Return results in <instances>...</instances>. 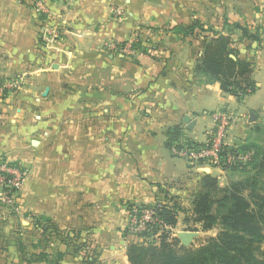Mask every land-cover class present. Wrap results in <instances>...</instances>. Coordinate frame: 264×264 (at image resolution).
Segmentation results:
<instances>
[{
    "label": "crops",
    "instance_id": "1",
    "mask_svg": "<svg viewBox=\"0 0 264 264\" xmlns=\"http://www.w3.org/2000/svg\"><path fill=\"white\" fill-rule=\"evenodd\" d=\"M39 2L44 16L31 0H0V156L25 170L20 210L0 207V264H83L89 249L97 264H128V205L171 200L174 230L200 231L184 222L200 177L220 187L230 178L177 156L165 131L204 146L222 112L230 146L258 143L264 43L233 37L257 88L238 102L194 74L198 32L169 31L197 21L222 32L224 20L264 28V0ZM47 28L58 34L50 45ZM130 40L155 50L127 61L109 49Z\"/></svg>",
    "mask_w": 264,
    "mask_h": 264
},
{
    "label": "trees",
    "instance_id": "2",
    "mask_svg": "<svg viewBox=\"0 0 264 264\" xmlns=\"http://www.w3.org/2000/svg\"><path fill=\"white\" fill-rule=\"evenodd\" d=\"M195 31L202 39V46L194 74L208 83H217L223 95L238 102L254 94L257 88L252 79V65L238 57L232 48L233 37L238 34L240 41L260 43L264 28L251 29L224 20L222 32H216L194 21L187 28L176 26L169 33L184 40ZM133 49L144 55L155 50H147L138 42L133 44ZM164 136L168 149L196 151L203 147L184 138L177 126L167 129ZM226 152L234 157L248 155V159L222 166V172L230 178L224 187L219 186L216 178L202 175L191 201L190 216L184 219L185 223L199 225L202 233L218 228L217 235L198 247H182L176 238H170L167 231L159 228L176 226L179 209L168 204L171 200L150 207L128 205L129 213L134 209L152 210L157 221L138 236L148 242L128 243V264H264V251L260 247L264 240V147L250 142L238 148L229 146ZM237 175L241 177L234 180ZM83 264L97 262L85 259Z\"/></svg>",
    "mask_w": 264,
    "mask_h": 264
},
{
    "label": "built area",
    "instance_id": "3",
    "mask_svg": "<svg viewBox=\"0 0 264 264\" xmlns=\"http://www.w3.org/2000/svg\"><path fill=\"white\" fill-rule=\"evenodd\" d=\"M33 10L40 16L46 15V11L39 0H31ZM58 34L52 28L44 31L42 41L44 45L53 44L57 40ZM134 40L126 42L123 46L109 45V49L122 56L125 60L131 61L141 53L133 49ZM19 81L12 84L11 87L18 88ZM214 128L208 136L207 143L196 151L192 150H173L180 158L190 164L204 166L208 169L222 172V166L226 164H235L236 162H245L248 155L232 156L226 152L229 147L228 130L230 127V117L222 112L212 115ZM25 184V170L18 163L10 161L5 156H0V207L10 210H20V195ZM152 210H132L128 217L127 235L132 239L131 242L144 243L148 239L138 237L147 231L148 226L155 224ZM169 233L170 238H176L177 232L171 228L159 226ZM157 237V236H156Z\"/></svg>",
    "mask_w": 264,
    "mask_h": 264
},
{
    "label": "rangeland",
    "instance_id": "4",
    "mask_svg": "<svg viewBox=\"0 0 264 264\" xmlns=\"http://www.w3.org/2000/svg\"><path fill=\"white\" fill-rule=\"evenodd\" d=\"M262 43H264V39H263ZM257 138H258V143H260L264 147V128H261L259 130V134H258V137ZM240 177L241 176H238L237 175V176H234L233 179L236 180V179H239ZM218 231H219L218 228H215L214 230H211V231L206 232V233H202L200 231L196 232V233H198V237L193 240V242L191 243L190 246L191 247H198V246L202 245L203 243L206 242L207 239L215 237L217 235ZM260 247L264 251V240L261 243V246ZM87 252L88 253L85 254L86 255L85 256V259H87V260L88 259L95 260L93 258V255L90 253L91 250L89 249V250H87Z\"/></svg>",
    "mask_w": 264,
    "mask_h": 264
},
{
    "label": "water",
    "instance_id": "5",
    "mask_svg": "<svg viewBox=\"0 0 264 264\" xmlns=\"http://www.w3.org/2000/svg\"><path fill=\"white\" fill-rule=\"evenodd\" d=\"M250 122H253L254 121V116L252 113H250ZM183 123L186 124L187 126L191 124L190 122V119L188 117H185L183 119ZM192 127V125L187 128V129H190ZM198 237V233L196 232H179L177 233L176 235V239L179 241L180 245L182 247H185V248H188L190 247L191 243L193 242V240L195 238Z\"/></svg>",
    "mask_w": 264,
    "mask_h": 264
}]
</instances>
